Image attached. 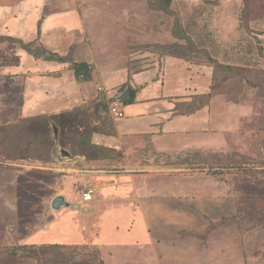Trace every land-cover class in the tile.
<instances>
[{"label":"rangeland","instance_id":"rangeland-1","mask_svg":"<svg viewBox=\"0 0 264 264\" xmlns=\"http://www.w3.org/2000/svg\"><path fill=\"white\" fill-rule=\"evenodd\" d=\"M79 6L99 57L87 77H78L81 67L73 61L64 66L67 73L39 74L38 40L0 35V264H16L15 256L38 264L41 254L50 264H264V0H80ZM89 43L82 38L81 49ZM168 55L186 59V66L173 59L174 69L164 61L163 76L174 80L171 93L194 95V116L183 109L176 119L194 126V134L178 140L190 146L193 139L194 148L214 152L165 157L158 163L167 167L144 171L147 160L122 163L113 150L94 144V134L110 135L116 120L110 108L98 113L104 104L98 94L88 103L82 93L98 91L100 73L122 83L132 66L155 68ZM55 126L67 139L62 145L47 142L58 138ZM207 155L209 162L199 161ZM94 165L124 173L130 199L110 200V208L99 196L88 214L54 210L57 196L74 200L92 185L84 173ZM205 174L215 184L194 191L199 176L208 185ZM79 181H86L84 188ZM172 181L164 191L149 187ZM221 188L229 194H219ZM207 193L220 204L246 203L242 234L224 240L229 211L200 209ZM107 224L115 231L107 232Z\"/></svg>","mask_w":264,"mask_h":264},{"label":"crops","instance_id":"crops-1","mask_svg":"<svg viewBox=\"0 0 264 264\" xmlns=\"http://www.w3.org/2000/svg\"><path fill=\"white\" fill-rule=\"evenodd\" d=\"M79 5L80 0H0V35L11 33L14 37L26 41L29 40V38L30 40L32 39L31 41L38 40V43L43 50L36 56V59L41 58V61H43L42 66H36V70L39 74L57 75L64 71L67 73L69 70L66 71V67H64L68 63L67 61H73L74 65L81 67L80 70L84 67H90L89 74L90 72H94V68L91 65L94 63L96 64L99 57L95 51V41L91 38L92 31L90 34L87 33L86 27L88 23H86V16L84 17L81 14ZM40 20H45V28L39 31ZM19 35H21V37H19ZM86 37L90 43L83 50L81 49V41L82 38L86 39ZM83 44H85V42H83ZM79 49H81V52H76ZM27 59L30 60L31 57L27 55ZM173 59L177 60V58L167 57L158 63H154L153 66L156 65L155 68H141V70H139L132 66L127 81L122 83H119L116 77H110L108 78V81H104L106 74H99L101 82L97 86L98 91H95V93H92L90 96L89 94L94 90H90L89 92L84 91L82 95L84 94L83 97L85 100L88 103H91L90 100L98 94L97 103H104L99 105L98 113L100 115H107L108 108L111 109L114 105L113 103H115V99L124 93L126 89H129L130 92L132 89L134 90L135 100L127 104L125 102V105L120 107L124 112V118L116 119L114 117L116 123L113 129V134H94V144L113 150L120 156L122 163H127L130 160L138 161V159L140 160L141 158L145 161L147 160L146 162L148 164L146 166H141V169L144 171L152 169L157 170L161 167L164 168L166 165L164 164L165 166H162L158 162H162L165 157L179 156L183 153L192 152L194 150L207 153L214 152L212 150L205 151L194 148L193 139H190V146L183 145L184 143H187V140L186 142H183L182 139L178 140L182 135L187 136L194 134V126L192 128H184L182 123L176 122L178 114L182 113L183 109L194 116V95H190L187 98H181V96L175 95L177 93L176 89L174 93H171L170 88L174 80L172 75L169 77L167 76L168 80L163 76V67L164 61L169 60V64L165 61V65H172L174 69V66L178 63L172 61ZM54 61L59 62L58 66L52 64ZM178 61L181 62L179 65L182 64L183 66H186L184 61H181L180 59H178ZM159 68L160 73L158 71ZM153 71H157L158 74L155 73L154 77L149 76ZM79 72L80 71H78V73ZM165 72L167 75L168 69L165 70ZM160 74H162L161 78H159ZM156 76H158V79L155 78ZM78 77L84 78L80 77L79 74ZM106 82H108L109 89H107ZM166 82L168 87H166ZM177 85L181 86V83L177 82L176 88ZM182 99H186L187 101ZM198 109L203 108L201 106ZM118 120H120L121 123L120 121L117 122ZM124 137L127 139L124 140ZM138 138H142L143 142L141 143V139L138 140ZM158 138L168 140V146H162L160 142L158 143ZM149 156L151 157L150 159L148 158ZM96 167L97 166L94 165L92 166L93 169L87 170L84 173V180L85 178H88L89 181H86L88 183L91 182L92 185L83 189V191L87 192L88 190H92V200L90 202L85 201L82 193H80V195L77 194L74 200H68L71 204H78L79 208L77 209L73 206L66 208L73 210L83 209L79 211L83 214H88L94 213L97 210L98 201L96 200L99 196L105 199L106 204L110 208L112 206V204L109 205L110 200H113L114 203L118 204L126 203L123 202L124 198L127 200L130 199L129 195L132 191L130 183L120 180V177H125L121 175L124 173H121L120 171L98 170ZM129 172L128 169L126 173ZM172 176V179L179 177V175H177V177L176 175ZM204 176L206 177L204 181L207 182L208 185L203 187L204 184L199 183V180H202L204 177L199 176L194 181V191L201 190L203 192V188H210L215 184L214 182L216 181V178L213 174H205ZM85 182L79 181L78 188H84ZM173 183L174 181L167 185L165 183L157 182V185L151 183L152 185L149 187H151V189L157 188L160 191H164ZM110 184L115 185L116 189H124L122 192L120 189V193L116 192V195L112 194V189L115 188V186L112 185V187ZM218 192L219 194L220 192L223 194H229V190H226V188H221ZM233 192L237 193L236 191ZM118 194L120 195L118 196ZM207 195L210 196V199H207L206 203L198 205L197 201V203L194 204H197L202 210H213V207H215L216 204L222 205L224 213L232 209L230 200H224L222 201V204H220L214 199L215 194L211 196V193H207ZM64 197L67 201L66 196ZM199 203L201 204V202ZM245 204V202L242 203V209L245 208ZM248 208L250 207L248 206ZM90 209H94V211H91ZM224 221L222 220L224 240L228 237L235 236L236 234L239 235L243 233V227L239 219L234 220V222H238L239 226L237 225L238 229L233 230H225L230 222L229 220L226 222ZM108 225L109 224L106 225L109 227L106 229L107 232H112V230L114 232L115 226H113V224ZM224 233H227L228 235H225Z\"/></svg>","mask_w":264,"mask_h":264},{"label":"trees","instance_id":"trees-1","mask_svg":"<svg viewBox=\"0 0 264 264\" xmlns=\"http://www.w3.org/2000/svg\"><path fill=\"white\" fill-rule=\"evenodd\" d=\"M166 57H172V58H177V59H180V60H186L184 58H182V56L180 57L179 55L178 56H173V55H168ZM208 63V62H207ZM132 93V99L129 101V102H126L127 103H130V102H133L135 100V92L134 90L132 89L131 91ZM56 127V126H55ZM57 129H59L58 127H56ZM114 131V130H113ZM113 131L110 135L113 134ZM67 139L64 137V139H61V137L58 136V138L56 139L55 137L50 141H47V142H51L53 145L54 144H63ZM198 153V152H197ZM206 154V153H205ZM199 161H206V162H209V155L206 156V158L202 159V160H199ZM237 196V195H235ZM232 204V209L231 210H228L229 214L228 215H225V216H228L227 220H229V222H233L234 220H237V219H244V212L243 210L245 209H242V206H240V208L238 207H235L233 205H235L233 202H231ZM217 206V204L215 205V207ZM222 209V208H221ZM220 209L218 208H215L214 211H219ZM50 246V245H48ZM42 258L39 259V262L41 263H38V264H50V263H53L52 260H50V258H47L45 255L43 256L42 254L40 255ZM15 258H17V262L16 264H23L21 261L23 259H25L24 257H18V256H15ZM24 264H27V263H24ZM60 264H65L62 262H60Z\"/></svg>","mask_w":264,"mask_h":264},{"label":"water","instance_id":"water-1","mask_svg":"<svg viewBox=\"0 0 264 264\" xmlns=\"http://www.w3.org/2000/svg\"><path fill=\"white\" fill-rule=\"evenodd\" d=\"M89 71H90V67H84L80 70L79 76L86 77ZM130 100H131V92L129 89H126L124 93H122L120 96H118L115 99V103H125V102H129ZM54 132H55V136L58 137V129L56 127H54ZM62 155L64 157H68L69 153L63 150ZM72 206L76 207L77 209L79 208L78 204L75 205L66 201L64 196H58L52 202V207L54 210H60L63 207H72ZM79 210H83V209H79Z\"/></svg>","mask_w":264,"mask_h":264},{"label":"built area","instance_id":"built-area-1","mask_svg":"<svg viewBox=\"0 0 264 264\" xmlns=\"http://www.w3.org/2000/svg\"><path fill=\"white\" fill-rule=\"evenodd\" d=\"M110 113L116 119H122V118H124V112L121 110V108L117 104H114L111 107ZM92 195H93V191L92 190H88L87 192L82 191L83 199L85 201H87V202H90L92 200Z\"/></svg>","mask_w":264,"mask_h":264}]
</instances>
